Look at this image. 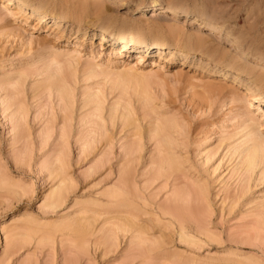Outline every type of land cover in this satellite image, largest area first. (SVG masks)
I'll return each instance as SVG.
<instances>
[{"label":"rangeland","instance_id":"rangeland-1","mask_svg":"<svg viewBox=\"0 0 264 264\" xmlns=\"http://www.w3.org/2000/svg\"><path fill=\"white\" fill-rule=\"evenodd\" d=\"M25 1L0 0V264H264V107L239 97L264 98V0Z\"/></svg>","mask_w":264,"mask_h":264},{"label":"bare ground","instance_id":"bare-ground-1","mask_svg":"<svg viewBox=\"0 0 264 264\" xmlns=\"http://www.w3.org/2000/svg\"><path fill=\"white\" fill-rule=\"evenodd\" d=\"M7 2L8 3H10V2H12V3L16 2L17 3V6L27 5V3H26L25 0H7ZM124 4H125V1L124 0H120L119 1V5H124ZM152 8H155L154 9L155 11L156 10H162V8L160 7V4L156 0H153ZM36 11L38 13V15L36 17L37 21H40V20H42L43 18H45L47 16L46 12L43 11V10L40 11V10L36 9ZM163 12H167L169 14L167 16L169 19L175 17L176 15L178 16V14H181V13L184 14V15H189V16H195L196 15L193 12L189 14L188 12L181 11L176 6L175 7H172V8L170 7L169 9L168 8L167 9H164ZM99 13H101V12H99ZM51 18L53 19V22H56L55 23L56 26L60 23L59 22L60 20L65 19L64 15H57V16L51 17ZM197 24L198 25H201L203 27L207 25V24L205 25V23L202 22V21L198 22ZM161 27L162 26L159 25L158 26V29H161ZM81 33H82V36L84 38V36L86 35L87 32L83 29L81 31ZM93 34L97 35L100 40L109 38V40H111L113 43H119L120 44L119 45L120 52L126 51L128 49H134L135 47H144V46H141V45L148 43V41H147V38L148 37H147L146 34L141 33V32H138L136 30H132V29H130V27L129 28L128 27H122V28H120L118 30V32L116 33V35L113 36V37H110V35L112 34V32L106 26H101L97 31H93ZM216 34H219V28H217L215 26H212V27H210L206 31L205 36H207V38L208 37L211 38L212 36L214 37ZM232 40H230V41H232ZM135 44H140V46L139 45H135ZM148 44H151V46L156 47V48H168L169 47L168 44H167V42H165V41H163L162 39H159V38H156L155 40L149 42ZM194 45L197 48V47L204 46V43H202V40H199L198 39L194 43ZM174 48H176V47H173V49ZM146 49H145V52H146ZM194 50L195 49L192 46L191 47H187V48H185V53L186 54H188V53H194ZM165 57H164V60L166 59ZM171 57H172V55H171ZM259 67H260L261 70H264V64H263V66L261 64ZM236 71L239 73L238 70H236ZM261 80H262V77H259L258 76L257 78H254L253 84L255 83V85H257V84H259L261 82ZM210 88H212V87H210ZM250 89L249 88H246L245 93L244 94H241L239 97L241 99L247 100L248 102L249 101L258 102L259 105L257 106V109H259L261 105H263V107H264V98L262 97V95L261 94H258L257 92H254V91H252ZM227 99H229V95L224 97V101H223L222 106H221L223 110L225 109V111L228 109V107L226 106ZM207 141H208V139L206 137V138H204V139L201 140V144H204Z\"/></svg>","mask_w":264,"mask_h":264}]
</instances>
